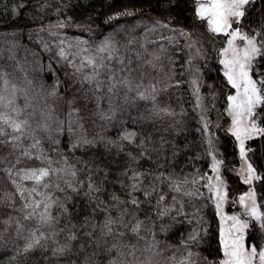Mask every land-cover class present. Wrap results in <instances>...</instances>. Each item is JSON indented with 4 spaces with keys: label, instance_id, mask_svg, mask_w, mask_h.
<instances>
[{
    "label": "trees",
    "instance_id": "16d2710c",
    "mask_svg": "<svg viewBox=\"0 0 264 264\" xmlns=\"http://www.w3.org/2000/svg\"><path fill=\"white\" fill-rule=\"evenodd\" d=\"M196 3L0 0V110L8 104L27 122L15 144L0 137V264H221L209 147L187 71ZM240 27L256 35L252 75L264 93V0L244 9ZM210 63L205 78L222 80ZM220 137L224 170L239 159L233 138ZM247 148L264 213V132ZM40 168L57 170L40 181L51 218L28 227L17 187L28 185L23 171ZM224 177L228 192L243 187ZM256 233L247 230V244ZM34 234L40 245L25 252Z\"/></svg>",
    "mask_w": 264,
    "mask_h": 264
},
{
    "label": "rangeland",
    "instance_id": "374dc122",
    "mask_svg": "<svg viewBox=\"0 0 264 264\" xmlns=\"http://www.w3.org/2000/svg\"><path fill=\"white\" fill-rule=\"evenodd\" d=\"M253 1L249 0V3L244 5L242 11L248 8L249 4ZM202 2L204 0H197L196 9L198 4ZM198 18L200 19V23L187 32L185 44L187 71L193 83L196 103L201 114L205 139L209 147L210 172L206 176L205 185L208 191H210L212 204L218 219L219 240L222 252L220 263L222 264L225 260L230 259L229 256L225 255L226 246L225 243H222V239L228 244L227 251L230 252L231 241L240 237V242L243 245V255L245 256H250V249L253 246L256 247L257 253L261 249H264V216L257 219L249 213V210L255 207L258 213L264 214L260 209L256 191L252 184L257 178L254 170L251 174L250 183L245 182L249 180L248 169L250 163L247 161L248 141L260 136L264 132L261 131L264 128L259 123V110L264 99L252 107L251 114L241 112L234 106L233 101L229 100V97H237L236 102L238 103L243 96L244 89L243 81L238 75V69L233 68L231 62L239 60L240 63H245L249 77L253 81H256L257 88L261 89V96H264V93L260 85V78H255L252 75V67L259 51L252 55L248 61L244 59L247 40L243 39V37L246 36L249 39H253L258 49L259 45L256 35L241 29V17H230L229 23L231 27L223 32L211 31L208 18ZM236 29H239L240 36L233 39L230 33ZM230 40H232L231 44L229 43ZM211 59H215L216 64L219 66L220 72L223 74L222 80H218L214 75L211 76L212 79L210 80L205 78V70L211 67ZM222 61L225 63H222ZM226 72H230L233 75L240 87H234L229 82L228 77L225 75ZM2 97H4L3 101L7 102V97L5 95H2ZM1 106L2 110H0V114L10 116L13 120H16L14 110L10 109L11 106H9L10 108L8 104H2ZM11 132L9 131V133ZM238 132L240 133L239 139L237 138ZM222 134L233 138L239 159V163L236 166L226 167L224 168V170L226 169L225 171L223 170L224 160L220 145V136ZM241 140L243 141V155L241 154ZM213 165H216V167L214 168ZM32 171L34 170L23 171L20 174V178L24 180V183L27 182L28 185H18L17 187L19 193L22 195L19 198L23 211L20 223L23 225V221L28 222L24 225H28V227L37 226L40 221L45 219L38 216L42 213L44 214L45 205H41V203L47 201L45 195L42 193L43 186L40 182L25 178ZM224 172H230L231 175H234L243 187L238 188L236 184L234 186L230 184L232 191L228 192ZM25 188L27 192L23 194L22 190L24 191ZM217 190L223 196V200L219 199ZM241 196H244L243 203H241ZM36 202L40 203V207H35ZM26 205L28 206L26 207ZM237 220L247 224V227L242 232L237 231L239 227ZM253 227H255L258 234L256 233L253 238H250V244H247V230ZM252 264H262L259 255L252 259Z\"/></svg>",
    "mask_w": 264,
    "mask_h": 264
},
{
    "label": "snow or ice",
    "instance_id": "6c2138e0",
    "mask_svg": "<svg viewBox=\"0 0 264 264\" xmlns=\"http://www.w3.org/2000/svg\"><path fill=\"white\" fill-rule=\"evenodd\" d=\"M249 0H204V2L199 3L198 7L196 9L197 16L200 18H208V23L210 26L211 31L213 32H223L226 31L228 28L231 27V24L229 23L230 17H242L244 15V11H242L244 5L248 4ZM124 14H130V13H124ZM230 36L235 39L236 37L240 36L239 29L234 30L230 33ZM243 39L247 40V47L244 50V59L245 61H248L250 57L254 54H256L259 49L256 47V44L253 39H249L248 37H243ZM229 43H232V40L229 41ZM222 63H225L222 61ZM232 67L235 69H238V75L240 79L243 81V96L237 103V97H229V100L233 101L234 106L239 109L241 112H245L247 114H251L252 107L259 103L262 99H264V96H261V89L257 88V82L253 81L246 71V64L240 63L239 60H234L231 62ZM3 74L0 73V76ZM225 75L228 77V80L230 83L233 84L234 87H240L238 85L233 77V75L230 72H226ZM261 84H264V81L261 82ZM4 97L0 96V100H3ZM235 122V121H234ZM26 121L17 122L16 120H13L10 116L0 114V137L8 135L11 137V142L15 144V141L19 139V136L12 135V133H19L23 127L26 125ZM8 129H11L12 132L9 133ZM261 131H264L262 129ZM240 133H237V138L239 139ZM8 141L6 140H0V143H6ZM18 146V145H16ZM241 154L243 155V141L241 140ZM215 168L216 165H213ZM57 171L56 169H49V168H40L38 170H34L26 175L25 178L27 179H34L38 183L45 177H48L51 175V172ZM249 180L245 181L246 183H250L251 180V174L253 172V169L249 165ZM72 175H75V172L72 173ZM178 190V189H177ZM217 194L220 200H223V196L219 194V190H217ZM163 199V197H161ZM241 203L244 201V196H241ZM132 203H136L135 200L132 201ZM28 205H26L27 207ZM219 207V205H217ZM35 207H40V203L36 202ZM45 210L47 211L48 208L51 207V204H46ZM250 215L256 217L257 219L262 218L264 214L258 213L256 208L253 207L249 210ZM42 215L43 218L50 219L51 217H45L44 214ZM109 224L112 223V221L108 222ZM237 224H239V227L237 228L238 232H242L244 228L247 227L246 223H241L237 220ZM140 229L139 223L136 224L135 227L132 228L133 232H138ZM190 239H195V237H190ZM40 236H35L34 239L28 242L25 246L24 251L27 252L31 249H33L36 246L40 245ZM241 238L238 237L236 239H233L231 241V251H227V248L229 247L226 242L223 241L222 243H225L226 246V252L225 255L229 256L230 259L225 260L222 262V264H252V259L256 258L257 255H259V259L264 264V249H261L259 253H257V249L255 246H253L250 249V256L243 255V245L240 242ZM64 249L59 248L55 250V253H63Z\"/></svg>",
    "mask_w": 264,
    "mask_h": 264
}]
</instances>
